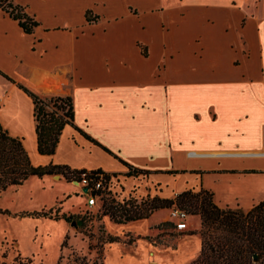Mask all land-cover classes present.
Returning a JSON list of instances; mask_svg holds the SVG:
<instances>
[{
    "label": "crops",
    "instance_id": "crops-1",
    "mask_svg": "<svg viewBox=\"0 0 264 264\" xmlns=\"http://www.w3.org/2000/svg\"><path fill=\"white\" fill-rule=\"evenodd\" d=\"M51 1L12 0L39 23L29 34L0 13V71L37 93L70 96L74 125L99 145L66 125L55 152L39 154L32 101L7 81L0 123L23 137L34 165L101 169L116 173L126 187L133 177L125 175L123 161L150 171L166 189L170 183L163 198L203 188L219 207L247 211L264 202L263 1L167 6L154 0L143 8L119 0L124 10L118 13L108 0H84L78 22L50 26L39 9ZM87 11L94 21L86 20ZM150 16L156 19L154 31L147 26ZM14 70L22 71L21 77H13ZM169 209L121 225L142 221L145 230L138 232H145L169 222ZM160 211L163 215L150 222ZM185 237L178 248L193 239L192 255L200 238Z\"/></svg>",
    "mask_w": 264,
    "mask_h": 264
},
{
    "label": "rangeland",
    "instance_id": "rangeland-1",
    "mask_svg": "<svg viewBox=\"0 0 264 264\" xmlns=\"http://www.w3.org/2000/svg\"><path fill=\"white\" fill-rule=\"evenodd\" d=\"M129 1L144 8L154 0ZM161 1L167 6L218 3V0ZM236 1L241 5L253 2V5L258 6L259 2L263 1L261 6L264 3V0ZM108 3L115 12H123L122 1L108 0ZM224 3L225 1L222 4ZM83 4L84 0H53L43 4L39 14L43 24L50 26L64 21L78 22L81 18L79 8ZM56 11L58 14L54 16ZM155 21V17L151 16L146 19L151 31L155 30ZM218 48L220 46H217V50ZM214 50L216 49L213 46L211 51ZM224 57L223 53L221 58L225 60ZM12 73L17 79L21 77L22 71L14 70ZM7 81L0 75V95L8 85ZM190 95L191 93L187 94V97ZM232 97L236 99V95L232 94ZM0 115L3 118V112ZM26 141L28 145L32 144L31 135L26 137ZM59 175L60 179L50 175L49 182L46 178L30 177L22 185L12 186L0 193V210L4 211L0 213V261L10 263L20 253L22 257H29L33 264H66L74 254L85 255L91 262L97 261L100 264H184V260L189 262L198 255L200 247L194 254H190L196 249L193 239L181 241L178 248L180 239H185L186 235L199 230L198 215L188 213L187 230L181 233L164 224L166 221L153 224L145 232H138L145 230L147 223L141 221L129 226L115 223L108 214L104 215L111 199L103 207L97 205L89 208L85 204V195L80 189V184L76 185ZM185 177L190 179L192 175L186 174ZM128 180L130 182L126 187L122 182L119 183V192H116L118 200L114 201L127 200L130 197L140 201L150 195L149 191L161 197L171 186L167 183L169 189H166L153 175L142 174ZM49 209L52 210L51 217L33 214ZM55 211L58 216L72 215V218L69 222L62 218L54 219ZM163 213L158 212L150 222L160 218ZM194 234L199 237L197 233ZM109 236L117 237V240L108 242ZM64 241L66 244L62 246Z\"/></svg>",
    "mask_w": 264,
    "mask_h": 264
},
{
    "label": "trees",
    "instance_id": "trees-1",
    "mask_svg": "<svg viewBox=\"0 0 264 264\" xmlns=\"http://www.w3.org/2000/svg\"><path fill=\"white\" fill-rule=\"evenodd\" d=\"M0 11L16 20L24 33H32L34 28L39 25L33 17L24 11L22 6L14 4L12 0H0ZM85 18L88 22L95 20L89 11L85 13ZM0 75L15 83L32 101L36 150L39 154L52 155L55 152L61 132L66 125L73 127L85 138L99 145L74 125L73 104L70 96L43 95L20 82H16L1 71ZM102 148L111 153L106 148ZM121 162L127 166L125 172L127 177L136 178L139 175L150 173V171ZM84 171L86 170L72 169L63 164L34 165L25 149L23 137L11 135L0 123V193L12 186L22 185L30 177L42 178L61 174L68 181H79L80 174ZM89 172L92 175L102 173L117 177L116 173H106L101 169L89 170ZM167 173L175 174L176 171H168ZM171 207L183 210L187 216L188 213H191L200 218L199 230L191 232V234L197 233L200 237L199 253L194 259L184 264H264V202L253 205L247 211L239 208L219 207L215 204L213 194L210 191L203 188L198 190L189 188L182 190L172 198L148 195L140 201L131 197L127 200L122 199V201L111 199L106 206L104 215L108 214L115 223L124 224L129 221L146 219L158 209ZM3 212L0 210V213ZM51 213L52 210L49 209L33 214L51 217ZM60 218L69 222L72 215L62 214L58 216L55 211L54 219ZM164 224L174 228L171 222ZM115 240L117 237H108V242ZM65 244L66 241L62 243V246ZM254 255H258L257 261L253 259ZM0 264H33V262L29 257H22L18 253L10 263L0 261ZM66 264L100 263L91 262L85 255L74 254Z\"/></svg>",
    "mask_w": 264,
    "mask_h": 264
},
{
    "label": "built area",
    "instance_id": "built-area-1",
    "mask_svg": "<svg viewBox=\"0 0 264 264\" xmlns=\"http://www.w3.org/2000/svg\"><path fill=\"white\" fill-rule=\"evenodd\" d=\"M259 154L264 155V145ZM80 187H86L85 204L89 207H95L97 205L103 207L109 199L118 200L116 192L118 191V180L111 176L102 173L90 174L89 170H86L80 174L79 180ZM119 192V191H118ZM122 201V199H120ZM187 214L176 207H171L168 212L169 222L174 225L177 231L187 230Z\"/></svg>",
    "mask_w": 264,
    "mask_h": 264
},
{
    "label": "water",
    "instance_id": "water-1",
    "mask_svg": "<svg viewBox=\"0 0 264 264\" xmlns=\"http://www.w3.org/2000/svg\"><path fill=\"white\" fill-rule=\"evenodd\" d=\"M52 177L55 178V179H59L60 178V175L59 174H54ZM72 183L79 184V181L74 180V181H72ZM86 191H87V188L86 187H83L82 188V192L83 193H86ZM253 259H254V261H257L258 260V255H254L253 256ZM151 264H155V263H151Z\"/></svg>",
    "mask_w": 264,
    "mask_h": 264
},
{
    "label": "bare ground",
    "instance_id": "bare-ground-1",
    "mask_svg": "<svg viewBox=\"0 0 264 264\" xmlns=\"http://www.w3.org/2000/svg\"><path fill=\"white\" fill-rule=\"evenodd\" d=\"M196 154V153H195ZM76 185H78V184H76Z\"/></svg>",
    "mask_w": 264,
    "mask_h": 264
}]
</instances>
